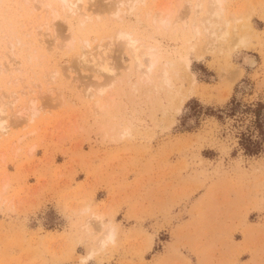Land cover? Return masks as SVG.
Returning a JSON list of instances; mask_svg holds the SVG:
<instances>
[{"label": "rangeland", "instance_id": "obj_1", "mask_svg": "<svg viewBox=\"0 0 264 264\" xmlns=\"http://www.w3.org/2000/svg\"><path fill=\"white\" fill-rule=\"evenodd\" d=\"M83 1L0 0V264H264V0Z\"/></svg>", "mask_w": 264, "mask_h": 264}, {"label": "bare ground", "instance_id": "obj_2", "mask_svg": "<svg viewBox=\"0 0 264 264\" xmlns=\"http://www.w3.org/2000/svg\"><path fill=\"white\" fill-rule=\"evenodd\" d=\"M63 2H64V5H66V6H68V10H71V12H74V13H76L78 16H85V14H87V12H88V8L86 7V2L85 1H83V0H73V1H69V0H62ZM124 2H126V0H123ZM211 1V4L213 5H211L212 7H213V9H212V7H209V8H211L212 10L210 11V9L208 10L209 12H212L211 13V15H209L210 13L208 12L207 14L209 15V16H211V19H209V18H206V19H209V21H213V19L212 18H214L215 17V19H214V21L215 20H219L220 19V17H221V10H220V3H222V1L223 0H210ZM217 18V19H216ZM202 19V21L204 22V20H206V19H204L203 20V18H201ZM201 19H200V22H201ZM208 21V20H207ZM208 21V22H209ZM214 21H213V23H214ZM199 22V23H200ZM207 22V23H208ZM198 23V24H199ZM212 23V22H211ZM202 24V23H201ZM204 24V23H203ZM195 25V24H194ZM200 25V24H199ZM208 25V24H207ZM198 26V25H197ZM209 26V28H210V25H208ZM206 27V26H205ZM204 27V28H205ZM206 29H207V34H211L214 30L211 28L210 30H208V28L206 27ZM211 30H213V31H211ZM195 31L196 32H198V28H195ZM206 31V30H205ZM208 31H209V33H208ZM119 36L120 37H126L125 39V43L127 44V46H128V49H129V51H130V54H132V57H133V59L136 61V63H137V66L140 68V66L142 65V61H141V57H140V55H139V53H138V47L136 46V40L135 39H133L132 37H130L129 35H125L122 31H120L119 33ZM214 33H212V35H213ZM145 49V48H144ZM89 54H91V55H93V58H92V61H98V64H99V62L100 61H102L100 64H99V72H100V74H105L106 72V74H108V72H109V74H112L113 75V73H111V70L112 69H110L107 65H106V63H105V61H104V59L102 58L101 59V57H99L100 55H101V51L100 50H96V51H93V48L91 49V50H89ZM141 55H147V59H144L145 61H146V66L143 68V72H149L150 70H151V68L153 67V65H154V63H155V57H154V55H153V53L152 52H150L149 50H148V48H146L143 52H141ZM95 57H98V59L97 58H95ZM101 66V67H100ZM165 71V70H164ZM105 74V75H106ZM164 74H165V72H164ZM111 75V77L113 78L114 76H112ZM110 77V78H111ZM104 78V77H103ZM109 80H110V78L109 77H107ZM111 78V79H112ZM109 80H107V81H109ZM164 80H167L166 79V77H164ZM106 81V80H105ZM97 83H99V84H102V83H104V81L102 82V81H100V82H97ZM180 103H179V106H177L176 107V111H178V109L180 108V106L183 104V102L185 101V99L184 98H181L180 100ZM7 127V126H6ZM5 129V126L3 125V124H0V132L2 133L3 131L2 130H4ZM7 130V129H6ZM111 236H112V234H111V232L110 231H108V233L107 234H105V236H104V240H106V239H111Z\"/></svg>", "mask_w": 264, "mask_h": 264}, {"label": "trees", "instance_id": "obj_3", "mask_svg": "<svg viewBox=\"0 0 264 264\" xmlns=\"http://www.w3.org/2000/svg\"><path fill=\"white\" fill-rule=\"evenodd\" d=\"M257 123H258V127L260 130V134H262V136L264 135V121L263 119L261 120L260 117H257ZM250 144H248V146L244 145L246 152L248 153H256L257 152V148H258V143L257 142H251L249 141Z\"/></svg>", "mask_w": 264, "mask_h": 264}]
</instances>
